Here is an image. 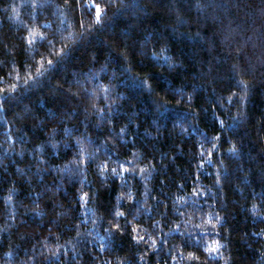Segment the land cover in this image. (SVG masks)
<instances>
[{
    "label": "trees",
    "instance_id": "1",
    "mask_svg": "<svg viewBox=\"0 0 264 264\" xmlns=\"http://www.w3.org/2000/svg\"><path fill=\"white\" fill-rule=\"evenodd\" d=\"M0 264H264V0H0Z\"/></svg>",
    "mask_w": 264,
    "mask_h": 264
},
{
    "label": "snow or ice",
    "instance_id": "2",
    "mask_svg": "<svg viewBox=\"0 0 264 264\" xmlns=\"http://www.w3.org/2000/svg\"><path fill=\"white\" fill-rule=\"evenodd\" d=\"M95 7H96V9H97L96 17H95V18H96V20H97V22H98L99 19H100L101 9H100V6H99V5H95ZM39 35L43 36V33H40ZM33 38H35V36H33ZM48 63L51 64L52 61L49 60ZM119 214H120V213H117V215H119ZM217 219H219V218L217 217ZM207 223H208V224H212L213 221L208 220ZM116 227H118V226H116ZM212 230H214V228H213ZM201 231H209V229H203V228H202ZM219 248H220V241H218V240H211V241H208V243H207V247L205 248V251L209 252L210 254H211V253H216V252L218 251ZM189 257H190V258H193V254L190 253V254H189ZM174 258H175V257H174Z\"/></svg>",
    "mask_w": 264,
    "mask_h": 264
}]
</instances>
